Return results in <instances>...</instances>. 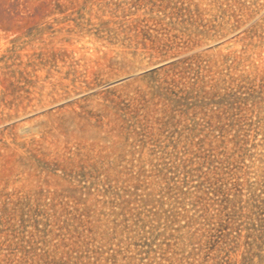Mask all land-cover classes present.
I'll list each match as a JSON object with an SVG mask.
<instances>
[{"label": "rangeland", "instance_id": "obj_1", "mask_svg": "<svg viewBox=\"0 0 264 264\" xmlns=\"http://www.w3.org/2000/svg\"><path fill=\"white\" fill-rule=\"evenodd\" d=\"M0 264H264V0H0Z\"/></svg>", "mask_w": 264, "mask_h": 264}]
</instances>
